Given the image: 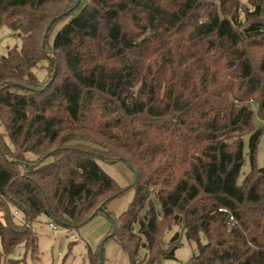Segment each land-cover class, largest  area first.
<instances>
[{
	"label": "trees",
	"instance_id": "trees-1",
	"mask_svg": "<svg viewBox=\"0 0 264 264\" xmlns=\"http://www.w3.org/2000/svg\"><path fill=\"white\" fill-rule=\"evenodd\" d=\"M3 27L22 44L0 52V264L37 251L41 217L98 215L129 264L175 259L183 236L186 264H264V0H0ZM100 162L135 173L118 218L128 189Z\"/></svg>",
	"mask_w": 264,
	"mask_h": 264
},
{
	"label": "rangeland",
	"instance_id": "rangeland-1",
	"mask_svg": "<svg viewBox=\"0 0 264 264\" xmlns=\"http://www.w3.org/2000/svg\"><path fill=\"white\" fill-rule=\"evenodd\" d=\"M247 0H244L246 3ZM244 17V14H241ZM68 21L61 23L54 31L51 37V44L58 30ZM21 39L7 27L0 29V51L6 52L8 48L21 47ZM258 51L254 50V56L258 57ZM36 75L43 80L46 71L42 68L36 70ZM1 132L3 128H0ZM9 143L8 139L5 137ZM247 141V139H246ZM103 171L109 175L116 184L125 191L123 195L112 200L108 205V211L118 218L123 212L127 211L135 197V189L132 185L135 182V173L123 162L109 164L106 162L99 163ZM264 165V138L261 140L257 156V166ZM251 171V165L248 158L241 171L238 182L241 184L244 177ZM132 187V188H131ZM0 217L2 213L0 212ZM17 222H20L17 220ZM22 223V222H20ZM22 224H25L22 223ZM51 225H54V229ZM113 221L105 216L98 215L79 229H65L55 224L47 217H41L39 222L34 223V231L38 235V249L35 253L29 251L26 253L25 247L16 248L8 255L2 264H90V254L100 250L102 243L112 234ZM179 228L168 231L164 236V249L167 248L169 241ZM205 242V239H202ZM197 252V245L189 242L184 236L182 237V246L176 251L175 259H162L161 264H186ZM144 251L142 255H144ZM103 264H129L127 254L122 250L119 244L110 239L104 245Z\"/></svg>",
	"mask_w": 264,
	"mask_h": 264
},
{
	"label": "water",
	"instance_id": "water-1",
	"mask_svg": "<svg viewBox=\"0 0 264 264\" xmlns=\"http://www.w3.org/2000/svg\"><path fill=\"white\" fill-rule=\"evenodd\" d=\"M104 212H105V211H104ZM105 213H106L107 215H110L109 212H105ZM116 230H117V224H116L115 220H113V232H112V235L115 234ZM107 241H108V238H106V239L104 240V242L102 243V245H101V248H100V254H101V255H103L104 245H105V243H106ZM100 264H103V261H101Z\"/></svg>",
	"mask_w": 264,
	"mask_h": 264
},
{
	"label": "built area",
	"instance_id": "built-area-1",
	"mask_svg": "<svg viewBox=\"0 0 264 264\" xmlns=\"http://www.w3.org/2000/svg\"><path fill=\"white\" fill-rule=\"evenodd\" d=\"M1 52V51H0ZM222 211V210H221ZM12 214L13 216L19 220L20 222L24 223V219L22 218L21 214L18 211L12 210ZM54 229H56V227L54 225H51Z\"/></svg>",
	"mask_w": 264,
	"mask_h": 264
}]
</instances>
